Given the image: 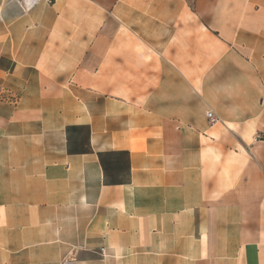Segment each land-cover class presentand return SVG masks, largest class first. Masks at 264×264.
<instances>
[{
	"label": "crops",
	"instance_id": "0c3cea01",
	"mask_svg": "<svg viewBox=\"0 0 264 264\" xmlns=\"http://www.w3.org/2000/svg\"><path fill=\"white\" fill-rule=\"evenodd\" d=\"M0 264H264V0H0Z\"/></svg>",
	"mask_w": 264,
	"mask_h": 264
},
{
	"label": "built area",
	"instance_id": "2783aa9c",
	"mask_svg": "<svg viewBox=\"0 0 264 264\" xmlns=\"http://www.w3.org/2000/svg\"><path fill=\"white\" fill-rule=\"evenodd\" d=\"M207 116H208V119H209L211 122L216 121L215 118H214V114H213V112L209 111L208 114H207Z\"/></svg>",
	"mask_w": 264,
	"mask_h": 264
}]
</instances>
